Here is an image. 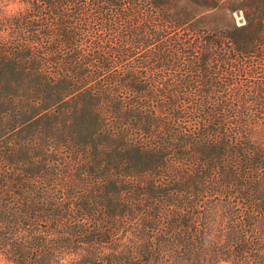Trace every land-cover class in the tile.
<instances>
[{"label":"trees","instance_id":"1","mask_svg":"<svg viewBox=\"0 0 264 264\" xmlns=\"http://www.w3.org/2000/svg\"><path fill=\"white\" fill-rule=\"evenodd\" d=\"M9 3L0 2L4 264H76L77 248L88 264H264V0ZM138 53L156 69L120 66ZM71 108L91 118L88 138L61 127ZM20 121L51 122L78 151L95 149L115 182L75 187L88 196L67 219L18 217L24 205L9 194L37 180L9 140ZM93 167L84 175L102 178Z\"/></svg>","mask_w":264,"mask_h":264},{"label":"rangeland","instance_id":"2","mask_svg":"<svg viewBox=\"0 0 264 264\" xmlns=\"http://www.w3.org/2000/svg\"><path fill=\"white\" fill-rule=\"evenodd\" d=\"M0 2L3 8L6 10L12 9L14 6L10 3L7 5V0H0ZM218 12L223 17L226 15L227 20L231 22H233V18H236L235 20H237L239 23L243 21L242 14L237 13L235 17L234 13H226L222 11ZM0 29L3 30V28ZM0 35H2V31H0ZM143 55V53H138L134 57L126 59L120 66H127L129 68L133 65H137V67L139 66L138 69L141 74H144L143 71L147 69H156L154 67H156L157 64L151 62V60L147 59V57H143ZM6 107L9 106L6 105ZM58 107L59 108H56L57 111H59L60 105H58ZM71 109V124L69 123V125H64L62 123L61 127L67 132L72 131L71 128H73L75 131H79L82 136L88 138L89 135H87L86 130L91 124V121H89L91 118L87 116V112L79 113V117L74 118L73 115L77 113L75 112L74 108ZM21 122L22 121L17 122L15 125L16 128L13 130V132L11 131L8 133L9 140L10 138H13L14 141L19 143L21 146L19 147V152L16 151L15 153V155L18 154L19 164L23 168L24 172L27 173V175H31V171H34L32 179H35L36 177L37 180L35 184H30L29 180H26L28 184H26L25 187L23 186V188L20 190V194H9L10 199H8V201L10 203L17 199L20 203H22V205H24L19 211L18 217L20 216L25 220H31L33 216H39L40 218L43 217L48 220L50 218H58L59 216H63V219H67L70 217L68 215V213H70L69 208L78 199V202H85L84 198L88 196L80 195L79 198V195H76L74 197L73 195H75L76 192L74 189L75 187H78L76 189L77 191H87L88 189L86 187H92V185L95 188L101 189L103 187L101 182L104 179L108 180L113 178L114 180L112 179V181L115 182V177L110 176V173L107 172V168L104 170L103 167H99V163L102 160L94 158L95 155L93 156V152H95V149H85L86 151H78L77 149L79 148V145L76 143L77 141H75L74 138L70 137L71 134L57 133L58 129L56 130L55 125L51 124L50 121H48L50 123H44L43 121L35 123L36 121H34V123L29 125ZM3 138L8 140L7 137ZM33 140H35L37 144H32ZM94 143H99V140H96V142H92V140H90V146L94 147ZM74 150H77V154H75ZM29 156H32L38 160L40 159L41 161H38L40 163H44L43 160L47 159V162L50 165L48 171L44 167H41V169L37 170L31 166L29 164ZM11 158L14 163L16 160H18L15 156ZM72 165H74V168H72ZM92 165H94L93 168L95 171H97L98 176L102 178H94L90 177L89 175H84L91 173ZM38 171H40L41 174ZM40 175H45V177H41ZM113 187L114 185L112 188ZM106 191H108L107 188ZM91 201H94V198ZM91 201H88V203L91 204ZM60 209L62 210L61 213L57 214V211H60ZM10 214H12V211H10ZM42 214L44 216H40ZM13 215H15L14 211ZM71 216L78 218L76 213L72 214ZM95 217L97 219L100 217H106V215L104 213H99L96 214ZM47 231H55V233L58 232L57 228L52 223H49V228ZM84 246L86 247V244H84ZM87 248L93 253L99 251V243L95 241V244H91ZM70 252L71 253L69 257L78 258L76 264H88V262L85 261L81 255L77 257V254L80 252L88 255V251L77 248V250ZM81 261H83V263H81Z\"/></svg>","mask_w":264,"mask_h":264},{"label":"clouds","instance_id":"3","mask_svg":"<svg viewBox=\"0 0 264 264\" xmlns=\"http://www.w3.org/2000/svg\"><path fill=\"white\" fill-rule=\"evenodd\" d=\"M0 264H4V262H3V260H2V259H0Z\"/></svg>","mask_w":264,"mask_h":264}]
</instances>
